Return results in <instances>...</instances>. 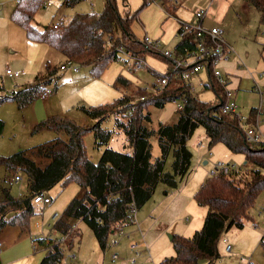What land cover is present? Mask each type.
<instances>
[{"label": "trees", "instance_id": "16d2710c", "mask_svg": "<svg viewBox=\"0 0 264 264\" xmlns=\"http://www.w3.org/2000/svg\"><path fill=\"white\" fill-rule=\"evenodd\" d=\"M45 0H18L12 20L26 30L32 41L44 42L58 50L66 61L79 67H89L93 77H99L111 61L121 59L122 52L146 58L159 55L151 43L139 38L133 24L141 9L131 10L124 2L105 0L100 12H78L57 26L50 23L38 28L34 19ZM79 0H69L74 5ZM259 12V24L264 26V0H247ZM173 6L167 5L173 13ZM196 45L193 35L179 40L175 49L184 52ZM60 66L46 65L34 80L0 97V104L13 100L19 108L33 103L52 83L58 87ZM113 86L122 94L114 100L93 105H79L91 124L79 123L67 115H52L38 122L34 130L51 129L58 135L31 149V154L49 159L42 164L34 160L28 150L0 155V165L8 178L23 172L27 176V194L15 197L10 188L1 186L0 233L8 226L29 233L32 218L37 214L34 196L45 193L60 183L64 188L76 182L80 190L65 206L54 225L53 234H69L65 243L73 245L74 225L83 221L94 233L100 247L106 250L110 237L129 223L132 210L137 211L148 201L159 183L177 187L192 169L193 152L188 141L199 127H204L208 145L223 143L233 153H242L246 162L256 166L250 175L209 176L195 194L200 205L207 206L202 228L192 237L172 236L175 255L159 264H215L220 258L219 243L232 228H243L253 220L252 208L264 191V142L252 144L246 140L243 124L237 115L222 112L223 87L208 75L205 90H213L215 98L203 100L191 92V84L180 76L171 77L163 89L153 93L134 85L122 75ZM0 89L3 87L0 85ZM178 120L173 124L160 123L158 128L161 155L154 156L150 132L144 123L150 121L149 107L163 106L175 99H184ZM254 111L251 112L253 114ZM114 118V130L104 128L103 122ZM5 121L0 118V133ZM87 131L95 135L98 147L105 146L100 159L92 161L84 140ZM115 131L122 133L131 151L109 146ZM63 135H60V134ZM172 156L170 169L167 158ZM11 174V175H10ZM10 175V176H9ZM44 247L46 254L39 264H62L65 243L54 244V236L33 237Z\"/></svg>", "mask_w": 264, "mask_h": 264}, {"label": "rangeland", "instance_id": "374dc122", "mask_svg": "<svg viewBox=\"0 0 264 264\" xmlns=\"http://www.w3.org/2000/svg\"><path fill=\"white\" fill-rule=\"evenodd\" d=\"M48 1L49 0H46V3H48ZM117 1L122 9L124 5L123 0ZM146 1L148 0H128L132 9H141L140 15L143 23L138 21L134 25V30L137 35L142 36L144 29L148 30V24L153 21L157 23L156 25L157 28L160 29V32L162 29L168 31L169 28H175L174 33H176V24L178 25L176 17L170 15L165 20L166 12L164 9L158 5L161 9L158 13L155 9L156 3L148 4ZM61 3L60 0H56L57 7L62 6ZM103 6V0H79L73 6L64 5V8L67 10L71 7L70 10H75L74 14H76L78 12H99L103 9ZM44 8L45 7L42 6L36 14V19H38L39 22L36 21L41 28L53 21L51 20V13L48 10L42 12ZM152 8L153 11L148 12V10ZM74 14L66 17L69 19ZM223 16L225 18L220 24L217 17ZM162 20H165L163 24L161 23ZM207 23L211 27L220 25L228 30L232 37L234 36L237 38V46L239 49L243 50L241 52L244 56H242V66L240 67L242 79L240 90L237 92L240 111L244 115H247L252 107H256L260 103V95L254 90V86L257 83L260 86H264V74H260L264 71L262 65V46H260V43L264 41V28L262 27L259 29V12L253 5L248 4L246 0H228V2L220 0L219 5H217L213 11L212 9L209 10ZM177 41L178 37H175L174 42L168 46L173 47ZM145 59L151 70L146 68L138 70L137 72H131L128 68L129 62L122 58L111 61L99 77H93L87 67L80 66L79 70L75 72H72L74 71L72 68H68L67 70L60 71V78L57 80L58 88L56 91L54 90L55 84L52 83L50 85L53 93L47 96V98L38 97L33 103L22 109L19 108L17 103L13 100L3 102L0 105V118L2 117L6 124L4 131L0 133V155H11L19 150H28L30 156L34 160L42 164L48 163L49 159L39 157L30 152L31 149L35 148L37 145L52 140L53 137L58 134L51 129L34 130L35 125L40 120L38 114L41 108L50 111L48 114L49 116L47 115L45 118L66 113L79 123L87 125L93 122V120L78 109V104L81 102L88 105L106 103L119 97L122 92L113 86L117 76L123 75L135 84L145 85V81H153L156 76L168 71V69H165L166 65L164 60L158 55L148 54ZM129 61L131 62V60ZM6 90L2 95L6 93L9 94L13 88ZM198 90L199 98L203 100H212L216 96L213 90L201 88H198ZM149 112L151 119L144 123L151 134L150 141L153 143L154 152H158L160 145L159 136L157 134L159 125L160 123L173 124L178 120V104L170 101L163 106L151 105L149 107ZM102 126L114 130V118L112 116L109 117L103 122ZM60 135H62V133ZM123 138L124 137L120 135H115L109 146L119 149L120 142H122ZM84 140L90 158L92 161L97 162L105 146L98 147L96 145L95 135L92 131L86 132ZM188 145L193 151L192 169L186 176L189 178V182L198 183L203 181L206 177H209L211 168H213L214 164L218 161L236 164L244 170L242 175H245L246 172L250 175L251 171L256 168L253 164L246 162L245 156L242 153L231 152L223 143H217L210 148L204 127H199L194 132L193 136L188 141ZM171 162L172 156L171 160L169 157L167 158L168 169H170ZM18 174H20L22 180L11 183L10 180L13 176L8 178L5 167L0 165V190L1 186H3L10 188L15 196L22 194L26 195L28 186L27 176L23 172ZM79 190L80 186L76 182H70L64 188L58 183L46 192V195L52 198L51 203L45 205L36 204V211L37 215H39V219L38 222L34 219V223L40 229L44 228L43 236L53 233L57 219L62 214L70 199ZM263 202L264 191L260 194L255 206L251 210L254 222L253 220L246 221L243 228L232 227L224 235L222 240H220L219 250L221 255L215 264H248V262H251V264H264V246L261 242V237L264 234V211L260 212ZM56 213L57 216H55ZM58 232L59 235L62 234V232ZM74 235L73 245L71 247H69L68 243H65V254L62 264H86L84 260L92 256L95 246V236L91 229L82 222L78 225V233L75 231ZM80 237L82 238L80 243L82 256L77 259L73 254H77ZM225 238L228 240L227 243L233 246L230 253L225 250L227 244L224 242ZM40 247L42 246L40 245L37 247L39 248L38 253H44V250ZM110 249L111 248L108 247L105 251L111 253Z\"/></svg>", "mask_w": 264, "mask_h": 264}, {"label": "crops", "instance_id": "0c3cea01", "mask_svg": "<svg viewBox=\"0 0 264 264\" xmlns=\"http://www.w3.org/2000/svg\"><path fill=\"white\" fill-rule=\"evenodd\" d=\"M60 1L64 5H67L66 2L62 0ZM219 1L220 0H179L178 5L172 7L173 13H169L161 6L166 12V18H164L165 20L170 15H174L176 17V21L178 22V25L176 24V33H174L175 28H169L168 31H166V29H162L160 32V29L157 28V23L153 21L148 24L149 31L144 29L142 36L137 35L136 31L134 30V25L138 21L143 23L140 14L139 18L133 24V30L135 34L141 39H144L145 36H150L153 39H159L165 47L174 48L179 42V38L173 47H169L168 45L172 44L175 40V37H177V33L180 28V22L183 20L193 21L195 17L194 11L197 8H204L207 10V15L203 19V24L207 28L211 27L207 23L209 10L212 9L213 11L215 7L219 5ZM225 1L228 2V0ZM17 2L18 0H0V85L3 87V89H0V97L7 94L6 93L2 95V93H5L6 89L13 88L14 90L32 82L36 74L45 70L46 65L50 64L60 66L65 62L64 55H62L58 50L50 47L44 42L30 40L27 37L26 30L12 20L11 15L17 5ZM123 2L127 3L128 8L134 10L130 7L128 0H123ZM246 2L248 3L247 0ZM62 3V6L57 7L56 0H49L48 3L43 5L45 8L42 10V12L48 10L51 13V20H53L51 23L63 22L68 19L66 16H71L74 14L75 10H70L71 7L66 10ZM104 3L105 0H103V5ZM155 9L158 13L161 10L158 4H155ZM152 11L153 8L148 10V12ZM224 18V16L217 17L218 22L221 24ZM36 20L38 21L35 16L34 22L38 28H41ZM165 20H162L161 23L163 24ZM262 27L264 28V26L260 25L259 29ZM225 39L226 42L233 48L234 53L232 54L231 59L223 64V68L225 71L231 74L232 85L239 91L242 79L240 67L242 66V56H244L241 51L243 50L239 49L237 46V38L234 36L232 37L228 30L225 31ZM260 46H262V65L264 67V41L260 43ZM122 58L126 60L125 56H122ZM164 62L166 65L165 69L167 70L169 68V63L166 60H164ZM8 68L13 71H20L21 74L18 77L8 74ZM87 69L90 72L89 67H87ZM149 69L151 70V68ZM260 74H264V71H262ZM201 76L205 78V75L202 74ZM127 79L130 80L129 78ZM153 81H145L146 84L144 85L135 84L130 80V82L139 87H145ZM57 88L54 90L56 91ZM82 104L88 105L84 102H81L78 104V106ZM254 108L255 106L250 109L249 113H251ZM49 113L50 111H46L41 108V111L38 114V118L40 119L38 122L46 119L45 117ZM62 115L69 116L66 113ZM1 119L3 118L1 117ZM116 133L117 132L114 133V136L120 135L121 137H124L122 133ZM114 136L109 144H111L113 141ZM119 149L131 151L130 148L127 147L124 138L122 142H120ZM153 154L154 156L161 155L160 145L158 152H154L153 149ZM169 158L171 160V155H169ZM207 178L208 177H206L203 181L196 183L189 182V178L186 177L181 183H179L177 187L173 188L167 187L163 183H159L152 197L146 201V203L136 212L134 221L124 225V233L119 235L117 233H113V235L110 237V239L115 237L119 241L117 245L111 246L109 244L108 247L111 248V253H107L105 250H103L95 237V246L92 256L90 257L91 259L89 258L84 260L85 263L159 264L166 257L175 255L176 252L172 243V236L174 234H180L186 237H192L197 230L202 228L204 224L208 208L207 206L200 205L197 202L195 194ZM23 196L24 194L15 197L18 198ZM34 219L38 222L39 215L36 214L32 218L29 233H21L20 230L15 226H8L0 233V243L2 245L1 248H4L5 246V248H2L0 251V264H39L41 262L46 254V250L44 247H40L42 250H44V253H38L39 248L37 247L40 245L36 241H33V237L43 236L44 228L40 229L38 226H36ZM82 222L83 221L79 220L75 224V227L77 228L74 230L77 233L78 225H80ZM62 235L63 234L59 235V233L53 234L54 237H60ZM81 240L82 238L80 237L77 254H73V256H76L77 259L82 256L80 247ZM132 243H137V247L131 248ZM114 253L119 255V258L116 261H112V255ZM132 258H135L134 263L131 262Z\"/></svg>", "mask_w": 264, "mask_h": 264}, {"label": "built area", "instance_id": "2783aa9c", "mask_svg": "<svg viewBox=\"0 0 264 264\" xmlns=\"http://www.w3.org/2000/svg\"><path fill=\"white\" fill-rule=\"evenodd\" d=\"M67 2L69 0H62ZM179 0H148V4H158L162 6L166 11L171 13L167 5L176 6ZM46 2L44 1V4ZM195 17L193 21H181L180 28L177 33L179 40L193 35L196 45L193 48H188L184 52H178L175 47L168 48L165 47L159 39H153L150 36H145L144 41L151 43L152 48L156 53L165 57L168 60L169 68L164 74L156 76L152 83H149L144 88L148 91L156 93L157 91L166 87L169 83L171 77L180 76L185 80H188L191 84V92L193 94H198V88L205 89L208 80V75L211 72L217 83L223 87V99L222 112L226 114L237 115L244 129L246 140L252 144H261L264 142V86H260L258 83L254 86V90L260 95V103L254 108L253 114L249 113L244 115L240 111V107L237 101V88L232 85V76L229 72L225 71L223 64L231 59L234 53L233 48L226 42L225 39V29L220 25H215L207 28L203 24V19L207 15V10L204 8H197L194 11ZM61 23H54L56 26ZM128 63V68L131 72H137L141 69L150 68L149 64L146 62L145 58H140L131 55L127 52H122ZM131 60V62L129 61ZM68 68H72L74 71L79 70V66L72 62L66 61L60 65L59 70L64 71ZM8 74H12L18 77L21 72L13 71L10 68L7 70ZM205 75L203 78L201 75ZM53 93L50 86L46 87L39 95L41 98H46ZM184 99H175L172 102L178 104V109L181 110L184 106ZM244 172V170L233 163L218 161L214 164L213 168L210 170V176L215 175H232L238 174L239 176ZM22 180L20 174L15 175L10 182H18ZM52 202V198L45 193H38L34 196L35 204H49ZM264 211V202L262 203L261 211ZM137 210L133 208L132 216L129 222L134 221L135 214ZM57 216V213L55 214ZM75 229V225H74ZM123 234L124 226H121L115 234ZM69 238V234H63L60 237H54V244L63 245ZM227 239L224 242L227 243ZM118 239L113 237L110 239L109 244L117 245ZM261 242L264 246V234L261 237ZM137 243H132L131 248H136ZM0 243V249H1ZM233 246L230 243L226 244V252L230 253ZM119 258L117 253L112 255V261H116ZM131 262H135V258L131 259ZM251 264V262H248Z\"/></svg>", "mask_w": 264, "mask_h": 264}]
</instances>
